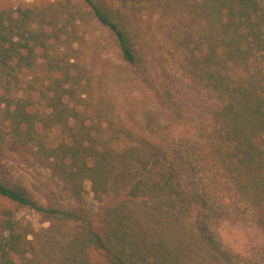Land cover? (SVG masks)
<instances>
[{
  "label": "trees",
  "instance_id": "trees-1",
  "mask_svg": "<svg viewBox=\"0 0 264 264\" xmlns=\"http://www.w3.org/2000/svg\"><path fill=\"white\" fill-rule=\"evenodd\" d=\"M22 156L65 197L15 178ZM5 203L48 226L0 209V264H93L94 247L113 264H264L218 235L250 224L264 246V0L0 10Z\"/></svg>",
  "mask_w": 264,
  "mask_h": 264
},
{
  "label": "rangeland",
  "instance_id": "rangeland-1",
  "mask_svg": "<svg viewBox=\"0 0 264 264\" xmlns=\"http://www.w3.org/2000/svg\"><path fill=\"white\" fill-rule=\"evenodd\" d=\"M51 1L54 0H0V10L42 6ZM191 130V123L184 121L183 124L177 128L175 134H189ZM9 167L12 175L36 195L55 193L61 197H65L63 184L55 178L49 170L39 166L32 160L24 158L23 156L22 158L15 157L14 160L9 163ZM86 190L85 199L87 202L91 203L92 206V209L87 211V216L91 222H94L96 203L92 200V194L88 192V186ZM3 208L13 212L17 218L25 217L30 220L35 229L48 226L39 215L25 207L5 203V205L0 206V209ZM218 235L222 250L229 254L259 257L264 248L261 232L250 224L224 222L218 227ZM90 257L93 264H113L97 247L91 249Z\"/></svg>",
  "mask_w": 264,
  "mask_h": 264
}]
</instances>
